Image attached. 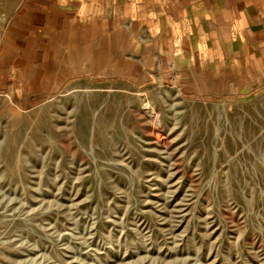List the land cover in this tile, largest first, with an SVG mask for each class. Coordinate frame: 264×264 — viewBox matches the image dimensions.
<instances>
[{"label":"rangeland","instance_id":"rangeland-1","mask_svg":"<svg viewBox=\"0 0 264 264\" xmlns=\"http://www.w3.org/2000/svg\"><path fill=\"white\" fill-rule=\"evenodd\" d=\"M0 264H264V81L191 99L137 60L0 91Z\"/></svg>","mask_w":264,"mask_h":264},{"label":"crops","instance_id":"crops-1","mask_svg":"<svg viewBox=\"0 0 264 264\" xmlns=\"http://www.w3.org/2000/svg\"><path fill=\"white\" fill-rule=\"evenodd\" d=\"M0 91L20 99L152 64L191 99L264 81V0H0Z\"/></svg>","mask_w":264,"mask_h":264},{"label":"bare ground","instance_id":"bare-ground-1","mask_svg":"<svg viewBox=\"0 0 264 264\" xmlns=\"http://www.w3.org/2000/svg\"><path fill=\"white\" fill-rule=\"evenodd\" d=\"M0 13L3 14V17H4L3 19L5 20V12L4 11H0ZM147 111L150 112L151 111V107H149Z\"/></svg>","mask_w":264,"mask_h":264},{"label":"built area","instance_id":"built-area-1","mask_svg":"<svg viewBox=\"0 0 264 264\" xmlns=\"http://www.w3.org/2000/svg\"><path fill=\"white\" fill-rule=\"evenodd\" d=\"M2 18H3V14H2Z\"/></svg>","mask_w":264,"mask_h":264}]
</instances>
